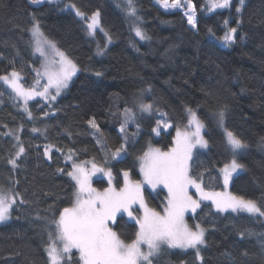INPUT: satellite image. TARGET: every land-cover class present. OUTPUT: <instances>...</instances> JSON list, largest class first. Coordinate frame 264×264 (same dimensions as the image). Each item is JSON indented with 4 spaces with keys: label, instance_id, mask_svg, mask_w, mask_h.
Instances as JSON below:
<instances>
[{
    "label": "trees",
    "instance_id": "1",
    "mask_svg": "<svg viewBox=\"0 0 264 264\" xmlns=\"http://www.w3.org/2000/svg\"><path fill=\"white\" fill-rule=\"evenodd\" d=\"M64 1L74 3L89 16L99 10L101 23L112 37L102 58L95 55V42L86 36L74 12L46 2L33 6L28 0H0V75L15 66L22 69V83L34 84L35 70L40 65L32 54L27 30L33 16L45 36L55 41L80 69L52 108L38 99L28 102L33 120H28L11 92L0 84V186L13 188L26 201H17L11 218L0 224V264H47L45 227L53 215L58 217L60 210L71 206L74 184L67 176L71 164L55 149L51 159H46L45 144H53L65 154L71 148L77 163L94 159L97 166L111 169L114 185L119 188L123 171H128L132 180H141L138 157L148 146L162 151L172 146L177 127L182 129L187 124L186 105L196 109L205 123L203 136L208 141L205 150L194 152L193 175L203 172L206 189H222L218 169L232 156L213 113L227 105V127L249 144L238 156L244 168L232 178L229 191L255 199L264 207V0H244L242 7L240 0H231L229 8L210 13L205 10L206 0H192L197 30L189 28L178 10L165 12L155 0H136L142 18L140 27L151 38L147 42L133 37L124 10L117 6L122 0ZM237 7H241L240 13L236 12ZM237 20L241 21L239 25ZM231 27L237 28L235 43L225 47L220 44L221 38ZM95 39L104 46L99 32ZM96 72L102 75L97 76ZM40 83L43 85L41 79ZM148 88L151 92H144V102L154 103L166 112L173 126L168 131L160 130L157 136L151 131L155 118L139 116V135L131 137L136 126L129 124L130 142L113 160L112 152L124 142L119 132L123 119L120 113L125 106L136 109L141 92ZM45 111L48 116H44ZM91 118L106 137L109 151L98 146L94 129L87 123ZM34 126L42 132L46 130V136L32 133ZM10 129H20L26 148L19 161L21 167L15 171L7 164L16 151L15 141L3 135ZM58 168L64 172H58ZM92 184L101 191L107 186L101 179ZM145 189L148 206L161 212L163 191ZM38 215L41 219H36ZM185 221L193 227L199 223L206 229V246L201 249L203 261L196 260L194 250L165 246L154 258L155 264H264V217L220 214L204 201ZM112 227L125 241L135 238L137 225L124 216L118 217Z\"/></svg>",
    "mask_w": 264,
    "mask_h": 264
},
{
    "label": "snow or ice",
    "instance_id": "2",
    "mask_svg": "<svg viewBox=\"0 0 264 264\" xmlns=\"http://www.w3.org/2000/svg\"><path fill=\"white\" fill-rule=\"evenodd\" d=\"M60 2L61 0H46L49 5H59ZM29 3L39 6L45 3V0H29ZM155 3L165 11L183 10L184 5H187L184 13L187 23L192 30H197L198 20L192 0H155ZM230 4L231 0H206V10L212 12L216 9H226L230 7ZM243 4L244 0H240L241 7ZM117 6L125 11L127 17L133 19L135 37L141 41L151 39L139 26L142 18L138 15L136 0H124L123 5ZM66 7L73 9L76 16L85 22L89 36L95 37L99 30L104 33L108 44L112 42L110 33L101 23L99 10L89 16L77 8L74 3ZM241 7L236 8L237 13L241 12ZM225 23L228 22L225 21ZM240 23L241 21L237 20V24ZM27 30L30 32V46L33 54L38 53L44 58L45 63L41 65L42 71L41 69L35 70L37 78L33 85L22 83V69L17 70L15 66L11 72L0 75V81L11 89L15 98L23 101L22 105L16 106L27 115L28 120H33L34 116L29 110L28 102L40 97L49 108H52V102L60 96L63 89L68 87L69 81L80 69L63 51L59 50L55 41L45 36L35 16L32 17V25ZM236 33V27L228 29L221 38L225 47L235 43ZM106 47L107 45L104 47L98 45L97 55H104ZM95 75L101 76L102 73L96 72ZM41 78H46L47 83L41 85ZM52 89L54 92L50 91ZM144 92H151V88L141 92L136 109L125 106L123 112L120 113L123 119L119 132L124 142L112 152L113 160L120 157L121 152L126 150V144L130 142L127 131L129 124L136 126V132L131 133V137L135 138L139 135L141 130L139 116L155 118V127L151 131L157 136L160 135V129L167 130L173 126L166 112L160 110L154 103L144 102ZM185 112L187 113V124L184 125L183 130L177 127L172 147L167 151L149 147L148 151L138 157L143 179L132 180L129 178V172L123 171L124 184L119 188L112 186L111 169L105 170L97 166L94 159L77 163L73 158L74 152L71 148L65 154L63 149L53 144L44 145L43 155L46 159H51L52 151L55 149L64 155L66 163L71 162L72 167L67 171V176L74 182L71 206L60 210L58 217L53 215L45 227L48 234V243L45 246L47 264H155L154 258L163 251L165 246L167 249L194 250L196 260L202 262L201 249L206 246V229L199 223L194 227L190 226L185 221L187 211L191 210L192 213H196L201 203L208 201L220 214L246 213L250 217H264V207L257 200L228 191L233 174L244 168L238 156L249 147V144L227 127V105L221 106L213 113L217 126L223 131V143L232 156L230 162L218 169L223 180L221 191L206 189L203 172L193 175L191 171L194 149L207 148L208 141L201 134L205 123L199 118L197 110L186 105ZM48 115L49 112L45 111L44 116ZM87 123L94 129L93 136L98 146L106 152L109 151L106 137L96 120L91 118ZM23 126L21 123L20 129ZM20 129H10L3 133V135L11 136L15 141L13 147L16 151L7 159V164L13 171L21 167L19 161L26 153V148L19 135ZM31 132L46 136V130L42 132L35 126L31 128ZM68 134L71 135V133ZM88 163H91V170L86 167ZM57 171L63 173L64 169L58 168ZM97 172H103L108 177V187L102 191L92 186L91 176ZM144 185L150 187L153 192L158 187L167 191L163 212L148 206L145 200ZM192 189L195 190L194 193L191 192ZM17 201L19 204L26 203L20 193L14 191L13 188L5 189L0 186V223L11 218ZM135 205H139V210L143 215L134 214L137 211L134 208ZM123 214H126L130 221H135L137 225L135 238L130 242L122 239L112 227L113 224L118 223V217L122 218ZM36 219H41V217L38 215ZM240 236L243 238L244 233L241 232ZM261 247L264 249V243ZM243 254L247 255V253Z\"/></svg>",
    "mask_w": 264,
    "mask_h": 264
},
{
    "label": "rangeland",
    "instance_id": "3",
    "mask_svg": "<svg viewBox=\"0 0 264 264\" xmlns=\"http://www.w3.org/2000/svg\"><path fill=\"white\" fill-rule=\"evenodd\" d=\"M29 1V0H28ZM45 2H46V0H45ZM124 4V0H122L121 1V5H123ZM55 5V4H54ZM66 5H68V3H66L64 0H61V2L59 3V5H56V6H58V8L59 9H61V10H63V11H72V12H74L75 13V11L73 10V9H71V8H69V7H66ZM34 6V5H33ZM159 6V5H158ZM160 7V6H159ZM161 8V7H160ZM163 11H165V9H163V8H161ZM180 11V12H182V14L185 16V11L187 10V5H184V7H183V10H181V9H169L168 11H165V12H171V11ZM205 10H206V5H205ZM207 11V10H206ZM124 13H125V11H124ZM207 13H210L209 11H207ZM127 17V16H126ZM185 18H186V16H185ZM80 21H81V23H82V26H83V28H84V31H85V34H86V36L90 39V40H93L94 42H95V55L98 57V58H102L104 55H97V47H98V41L95 39V37H91V36H89L88 34H87V31H86V27H85V22L84 21H82L80 18H78ZM127 20H128V23H129V28H130V31H131V33H132V35H133V37L135 38V39H137L138 41H140V42H147L148 40H144V41H141V40H139L137 37H135V33H134V31H133V19L132 18H129V17H127ZM186 21H187V18H186ZM188 24V23H187ZM139 26H140V24H139ZM189 26V25H188ZM189 28H190V26H189ZM97 32H99L101 35H102V38H103V41H104V46L105 45H107V47L105 48V52H106V50H107V48L111 45V43L110 44H108L107 43V38L105 37V35H104V33H102V32H100L99 30H97ZM30 34V33H29ZM30 40H31V36H30ZM220 44L221 45H223V43H222V40H221V42H220ZM100 46V45H99ZM103 46V47H104ZM224 46V45H223ZM101 47V46H100ZM31 51H32V54H33V49H32V47H31ZM105 52H104V54H105ZM33 56L39 61V65H40V68L39 69H41V71H42V68H41V65L43 64V63H45V61H44V58H42V57H40L39 56V54L37 53V54H33ZM78 73V72H77ZM77 73L72 77V79L77 75ZM71 79V80H72ZM41 80L43 81V84H46L47 83V80H46V78H41ZM71 81H69V83H70ZM0 84H2V85H4L3 84V82L2 81H0ZM69 85V84H68ZM6 88H7V86L6 85H4ZM10 92H11V89H9V88H7ZM64 90V89H63ZM63 90H62V92H63ZM50 91H52V92H54V89H52V90H50ZM61 92V93H62ZM11 94L13 95V98H14V100L16 101V102H18L20 105H22L23 104V101H21V100H19L18 98H15V94L14 93H12L11 92ZM59 97V96H58ZM57 97V98H58ZM57 98H56V100H57ZM41 100V101H43L44 103H45V101L43 100V99H41L40 97H36L35 99H33V100ZM55 100V101H56ZM32 101V100H31ZM54 101V102H55ZM30 102V101H29ZM54 102H52V103H54ZM46 104V103H45ZM171 128V127H170ZM170 128H168L167 130H164V129H160V130H163V131H168ZM219 128V127H218ZM181 130H183V128L181 129ZM219 130L222 132V135H223V131L219 128ZM203 132H204V129L202 130V135H203ZM175 134H174V137H175V135H176V130H175V132H174ZM149 147H152V146H148L147 147V149H146V151H148V149H149ZM172 147V146H171ZM153 148V147H152ZM206 148H199V147H197L196 149H194V152L196 151V150H205ZM145 152V151H144ZM143 152V153H144ZM143 153L140 155V156H142L143 155ZM139 156V157H140ZM119 158V157H118ZM68 163H70L71 164V162H68ZM71 167H72V164H71ZM86 167L89 169V170H91V163H88L87 165H86ZM138 167H139V170H140V160L138 159ZM106 170V169H105ZM240 172V170H238L236 173H234L233 174V177L237 174V173H239ZM141 173V172H140ZM220 176H221V173H220ZM232 177V178H233ZM130 178V177H129ZM99 179H101V180H104L105 181V183H106V187H108V177L103 173V172H97V173H95L94 175H92L91 176V182H93L94 180H99ZM131 179V178H130ZM143 179V177H142V175H141V180ZM71 180V179H70ZM72 181V180H71ZM122 181H123V183H122V187H123V184H124V177H123V175H122ZM221 181H222V189L221 190H223V180H222V176H221ZM73 182V181H72ZM231 182V181H230ZM73 184H74V182H73ZM230 185V184H229ZM92 186H93V184H92ZM112 186L113 187H115V185H114V181H113V179H112ZM94 187V186H93ZM105 187V188H106ZM145 187H148L147 185H144V188ZM161 189L162 191H163V194H164V204H165V202H166V196H167V191L165 190V189H163L162 187H158L157 188V190L158 189ZM148 189L151 191V192H153L152 191V189L150 188V187H148ZM156 190V191H157ZM221 190H218V191H221ZM155 191V192H156ZM194 189H192L191 190V192H193L194 193ZM228 191H229V188H228ZM194 198H196L195 196H194ZM134 208L137 210V214L136 213H134V214H136V215H143V213H142V211H140L139 210V205H135L134 206ZM163 208H164V205H163V207H162V209H161V212H163ZM193 213L191 212V210H189V211H187L186 213H185V217L186 216H189V215H192ZM231 214H234V213H231ZM240 214H246V213H240ZM247 215V214H246ZM123 216L126 218V220L127 221H129V222H134L135 223V221H130L129 220V218H128V216L126 215V214H123ZM257 218H260V219H263V217H259V216H257ZM0 224H2V223H0ZM136 224V223H135ZM147 249L145 248V251H146ZM176 250H180V249H176Z\"/></svg>",
    "mask_w": 264,
    "mask_h": 264
},
{
    "label": "bare ground",
    "instance_id": "4",
    "mask_svg": "<svg viewBox=\"0 0 264 264\" xmlns=\"http://www.w3.org/2000/svg\"><path fill=\"white\" fill-rule=\"evenodd\" d=\"M79 18V17H78ZM133 108V107H132Z\"/></svg>",
    "mask_w": 264,
    "mask_h": 264
}]
</instances>
